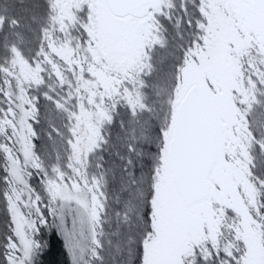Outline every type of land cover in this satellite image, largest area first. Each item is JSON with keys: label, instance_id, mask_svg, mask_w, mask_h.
<instances>
[{"label": "snow or ice", "instance_id": "snow-or-ice-1", "mask_svg": "<svg viewBox=\"0 0 264 264\" xmlns=\"http://www.w3.org/2000/svg\"><path fill=\"white\" fill-rule=\"evenodd\" d=\"M0 264H264V0H0Z\"/></svg>", "mask_w": 264, "mask_h": 264}, {"label": "trees", "instance_id": "trees-1", "mask_svg": "<svg viewBox=\"0 0 264 264\" xmlns=\"http://www.w3.org/2000/svg\"><path fill=\"white\" fill-rule=\"evenodd\" d=\"M2 223L3 214L2 208H0V224ZM44 239L47 240L52 247L48 250L50 255L45 257L42 264H71V259L59 237H51L48 232H45Z\"/></svg>", "mask_w": 264, "mask_h": 264}]
</instances>
